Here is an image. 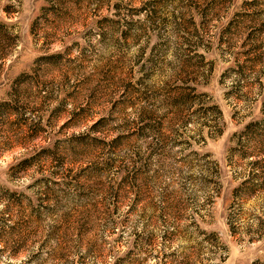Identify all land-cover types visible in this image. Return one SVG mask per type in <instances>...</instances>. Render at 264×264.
<instances>
[{
	"label": "rangeland",
	"instance_id": "1",
	"mask_svg": "<svg viewBox=\"0 0 264 264\" xmlns=\"http://www.w3.org/2000/svg\"><path fill=\"white\" fill-rule=\"evenodd\" d=\"M0 23V264H264V0Z\"/></svg>",
	"mask_w": 264,
	"mask_h": 264
},
{
	"label": "trees",
	"instance_id": "2",
	"mask_svg": "<svg viewBox=\"0 0 264 264\" xmlns=\"http://www.w3.org/2000/svg\"><path fill=\"white\" fill-rule=\"evenodd\" d=\"M3 26H6L4 23H0V28L3 27ZM9 102H3V103H0V109L1 111H4L5 109L9 108Z\"/></svg>",
	"mask_w": 264,
	"mask_h": 264
}]
</instances>
